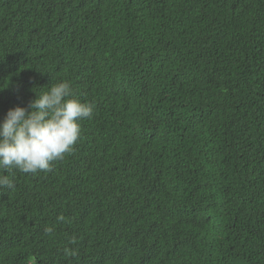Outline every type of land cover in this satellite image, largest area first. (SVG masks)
Wrapping results in <instances>:
<instances>
[{
  "label": "trees",
  "instance_id": "obj_1",
  "mask_svg": "<svg viewBox=\"0 0 264 264\" xmlns=\"http://www.w3.org/2000/svg\"><path fill=\"white\" fill-rule=\"evenodd\" d=\"M59 80L94 112L0 264H264V0H0V119Z\"/></svg>",
  "mask_w": 264,
  "mask_h": 264
},
{
  "label": "clouds",
  "instance_id": "obj_2",
  "mask_svg": "<svg viewBox=\"0 0 264 264\" xmlns=\"http://www.w3.org/2000/svg\"><path fill=\"white\" fill-rule=\"evenodd\" d=\"M34 89L35 98L27 107L9 109L0 119V188L15 187L14 170L25 174L52 171L55 161L73 151L81 134L80 121L93 115L94 105L74 95L68 80ZM65 252L76 255L74 249Z\"/></svg>",
  "mask_w": 264,
  "mask_h": 264
}]
</instances>
